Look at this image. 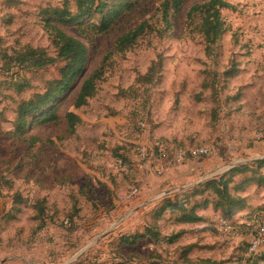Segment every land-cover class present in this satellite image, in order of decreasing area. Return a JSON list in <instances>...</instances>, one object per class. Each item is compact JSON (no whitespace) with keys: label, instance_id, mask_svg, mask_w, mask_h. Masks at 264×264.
<instances>
[{"label":"rangeland","instance_id":"374dc122","mask_svg":"<svg viewBox=\"0 0 264 264\" xmlns=\"http://www.w3.org/2000/svg\"><path fill=\"white\" fill-rule=\"evenodd\" d=\"M66 1L73 10L74 0H0V216L13 193L27 201L16 225L0 234V260L16 242L18 248L7 254L25 257L29 264H180L183 249L190 245L196 246L187 255L190 261L242 264L264 219V185L235 194L230 189L245 198V208L229 218L233 230L228 234L216 226L222 214L213 205L214 195L206 193L196 198L208 201L206 208L196 210L204 222L179 224L176 216L165 214L156 224L158 242L145 239L127 247L121 237L143 233L164 197L264 158V0H224L229 5L221 10L226 31L211 46V55L187 25L189 9L207 0H184L169 26L158 12L161 0H137L133 12L91 40L66 27L69 36L86 45L90 60L76 90L56 112L61 119L73 112L81 123L73 133L63 123H35L24 138L14 137L19 105L43 92L63 64L24 69L2 55L15 57L30 46L54 56L42 11ZM144 21L154 32L123 55H114L96 95L75 109L73 101L84 79L117 37ZM231 66L238 73L227 80L223 74ZM31 137L38 142L33 145ZM159 142L183 149L204 147L207 154L167 166L162 175L153 173L152 165L138 168L137 148H154ZM119 158L126 161L124 166L116 163ZM243 178L237 177L236 183ZM133 189H138L137 196L127 201ZM37 201H44L40 219L33 209ZM179 231L184 234L167 243Z\"/></svg>","mask_w":264,"mask_h":264},{"label":"trees","instance_id":"16d2710c","mask_svg":"<svg viewBox=\"0 0 264 264\" xmlns=\"http://www.w3.org/2000/svg\"><path fill=\"white\" fill-rule=\"evenodd\" d=\"M11 1L9 0V2ZM161 1L158 12H160L161 21L166 26H169L171 17L178 13L184 0ZM136 2L137 0H74L73 10H70L69 1H66L62 7L46 8L42 11L43 28L48 33L55 55L49 56L43 48L26 46L21 52H17L15 57H8L5 54L2 55V58L24 69L38 70L47 66H54L58 62H61L63 65L58 69V77L48 81L43 92L33 94L30 99L23 101L19 105L12 136L24 138L35 123L42 124L46 122L63 123L67 126L69 133L74 132L75 127L81 123L80 117L73 112H67L63 119H61L56 109L62 100L76 90L79 79L85 74L90 55L86 45L80 40L69 36L64 29L66 27H75L91 40L94 36H100L112 30L115 22L135 10ZM228 8L229 5L224 0H207L192 6L187 13V25L190 30L198 33L201 37L206 55L212 54L211 46L215 45L226 31L225 22L221 17V10ZM150 30L149 22L144 21L132 30L117 37L111 51H109L96 69L84 79L79 89H77L73 101L75 109L86 106L87 101L96 95L97 83L108 66V61L114 55H123L130 50L137 40L144 37L148 32H154ZM237 73V67L233 68L231 66L223 75L227 80H230ZM232 100L235 99L233 98ZM30 140L33 145L38 142L36 137H31ZM176 146L182 148V146L177 144ZM118 160L121 161L123 166L125 165L126 161L123 158H119ZM262 169H264V158L256 160L251 164L235 166L220 177L183 190L181 193L164 197L159 207L153 210L155 218L153 223L146 225L143 233L122 236L121 245L133 247L140 240L145 239L158 242L159 227L156 224L165 214L176 216V221L179 224L204 222L203 218L196 214V210L206 208L208 201H196V198L203 197L206 193L214 195L215 201L213 205L215 209L217 208L221 212L222 215L220 217L227 220L231 226L229 218L237 211L245 208V198L236 197L234 194L244 191L251 185H264V174L261 173ZM239 176H244V178L236 183L235 180ZM232 184L233 186L230 188L229 186ZM9 189H11L10 185ZM230 189H232L234 194H231ZM11 196L8 212H2L1 218L5 226L9 222L18 219L17 217L22 212L21 207L27 204V201L20 194L13 193ZM1 197L3 196L0 191ZM43 206L44 201H37V205L33 207L37 213L36 219H40L38 216L43 214ZM256 231L257 228L254 230L253 235ZM183 234V231H179L176 234L170 235L167 238V243L172 244L176 242ZM194 246L190 245L183 249L182 255L184 256V260L180 264H223L209 258L197 261L188 260L187 255L192 251ZM243 261L242 264H264V251L246 255Z\"/></svg>","mask_w":264,"mask_h":264},{"label":"built area","instance_id":"2783aa9c","mask_svg":"<svg viewBox=\"0 0 264 264\" xmlns=\"http://www.w3.org/2000/svg\"><path fill=\"white\" fill-rule=\"evenodd\" d=\"M143 129L144 124H140ZM207 154V149L204 147L183 149L177 147L175 144L168 143H156L154 148H149L146 145H141L136 150L134 157V163L138 168H143L145 165H152V171L156 175H162L167 166L181 165L186 161H191ZM118 165H122L120 160H117ZM138 189H133L125 198L127 201H131L137 196ZM216 226L220 231L224 233L232 232V227L222 217L216 219ZM264 248V219H262L257 227L256 233L253 235L249 243V254L257 253Z\"/></svg>","mask_w":264,"mask_h":264},{"label":"crops","instance_id":"0c3cea01","mask_svg":"<svg viewBox=\"0 0 264 264\" xmlns=\"http://www.w3.org/2000/svg\"><path fill=\"white\" fill-rule=\"evenodd\" d=\"M241 73H242V71H241ZM192 175H194V174L193 173L189 174V177ZM168 182H165V183H168ZM8 208L6 209V212H8V210H9ZM1 217H2V214L0 216V234L3 235L4 232L8 229L7 227L9 225H12V224H13L12 226L16 225V223L18 222V219L9 222V224L6 225L7 226L6 227L5 223H3ZM17 218H19V216ZM0 239H1V237H0ZM1 243H4V242H0V244ZM15 244H16V242H12V244H10L9 249L7 251H13L14 249L18 248L17 245H15ZM7 251L4 252L6 254L3 258H1L0 264H29L28 259H26L25 257H19V256L14 255L13 253L7 254L8 253Z\"/></svg>","mask_w":264,"mask_h":264},{"label":"water","instance_id":"95a60500","mask_svg":"<svg viewBox=\"0 0 264 264\" xmlns=\"http://www.w3.org/2000/svg\"><path fill=\"white\" fill-rule=\"evenodd\" d=\"M167 195V194H166Z\"/></svg>","mask_w":264,"mask_h":264}]
</instances>
